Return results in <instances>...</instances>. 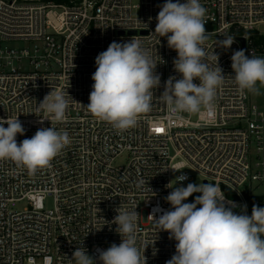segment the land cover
I'll return each instance as SVG.
<instances>
[{
  "label": "built area",
  "instance_id": "obj_1",
  "mask_svg": "<svg viewBox=\"0 0 264 264\" xmlns=\"http://www.w3.org/2000/svg\"><path fill=\"white\" fill-rule=\"evenodd\" d=\"M165 2L0 0V118L18 116L25 129L16 137L18 144L51 126L70 138L50 165L35 173L0 160V264H74L72 254L79 246L97 258L98 248L121 242L111 223L120 206L137 207V247L148 246L147 264H166L176 241L159 232L149 215L157 205L171 208L164 199L172 191L167 185L182 174L188 179L179 184L194 175L202 183L219 184L238 213L245 205L249 216L253 205L264 207V87L259 83L258 93L241 94L226 77L213 110H201L195 118L182 113L169 119L166 105L154 98L136 126L122 132L86 107L95 58L113 41L140 40L159 62L156 98L170 76L180 78L173 65L177 52L154 33L159 5ZM199 2L206 8L208 31L202 47L209 55L213 50L219 54L225 76L235 75L231 56L236 50L264 57L259 29L264 0ZM226 37H234V43L224 50L218 44ZM51 90L71 96L60 122L38 109ZM46 116L50 121L41 123ZM121 157L126 162L118 165ZM48 198L51 208L45 207ZM23 201L25 206L17 209Z\"/></svg>",
  "mask_w": 264,
  "mask_h": 264
},
{
  "label": "clouds",
  "instance_id": "obj_2",
  "mask_svg": "<svg viewBox=\"0 0 264 264\" xmlns=\"http://www.w3.org/2000/svg\"><path fill=\"white\" fill-rule=\"evenodd\" d=\"M159 7L154 33L166 37L168 47L177 52L173 65L180 78L170 76L164 82V91L156 98L154 91L161 86V77L156 71L159 62L140 40L113 41L95 58L96 71L91 77L94 83L86 107L96 118L122 132L136 126L139 116L150 111L154 98L166 105L172 119L182 113L211 112L217 90L226 77L234 80L241 94L258 93V83L264 87V57L254 53L246 55L244 49L236 50L231 56L235 75L225 76L219 65V54L213 50L209 55L202 47L208 31L204 19L206 8L199 0L183 3L166 0ZM233 43L234 37H226L219 41L218 47L227 50ZM67 96H70L68 92ZM67 96L62 91L51 90L38 103V109L60 122L69 106ZM47 116L40 118V122L49 120ZM24 133L18 116L0 118V160L14 161L30 173L49 166L70 143L67 131L53 126L38 129L31 138L18 144L17 135ZM187 179L182 174L176 176L175 187L170 186L171 182L167 185L172 191L164 199L170 209L157 205L149 215L159 232H167L169 239L176 241L175 254L166 264H264V207L253 205L249 216L245 205L237 214L233 210L236 203L226 200L219 184L177 186ZM142 184L143 180L139 182ZM194 193L200 195L193 202H186ZM136 208L116 209L117 215L111 223L117 226L119 245L112 243L106 250L98 248L97 258L79 246L72 254L74 264H97V260L99 264H147L148 246L143 251L137 247L140 214Z\"/></svg>",
  "mask_w": 264,
  "mask_h": 264
},
{
  "label": "rangeland",
  "instance_id": "obj_3",
  "mask_svg": "<svg viewBox=\"0 0 264 264\" xmlns=\"http://www.w3.org/2000/svg\"><path fill=\"white\" fill-rule=\"evenodd\" d=\"M259 29L261 30V31H263L264 32V25H261L260 27H259ZM196 117V114H192V118H195ZM126 162V157H121V158H119L118 160H117V164L118 165H122V164H124ZM188 183H197V184H199V183H202V181H201V178L198 176V175H194V176H192V179L190 180V181H188V182H183V183H178L177 184V186H187V184ZM176 186V182H174L173 184H172V187H175ZM197 195H200L199 193H194L192 196H190L189 198H188V200L186 201V202H189V203H191V202H193L194 201V199H195V197L197 196ZM25 206V202L23 201V202H19L17 205H16V208L17 209H22L23 207ZM53 206V202H52V198H48V199H46L45 200V207L46 208H51ZM199 207V206H198ZM237 214H238V209L237 208H234L233 209Z\"/></svg>",
  "mask_w": 264,
  "mask_h": 264
},
{
  "label": "snow or ice",
  "instance_id": "obj_4",
  "mask_svg": "<svg viewBox=\"0 0 264 264\" xmlns=\"http://www.w3.org/2000/svg\"><path fill=\"white\" fill-rule=\"evenodd\" d=\"M156 131H158V132H159V131H163V130L158 128V129H156Z\"/></svg>",
  "mask_w": 264,
  "mask_h": 264
},
{
  "label": "water",
  "instance_id": "obj_5",
  "mask_svg": "<svg viewBox=\"0 0 264 264\" xmlns=\"http://www.w3.org/2000/svg\"><path fill=\"white\" fill-rule=\"evenodd\" d=\"M242 39V38H241ZM242 41H243V39H242ZM238 214H240V213H238Z\"/></svg>",
  "mask_w": 264,
  "mask_h": 264
}]
</instances>
